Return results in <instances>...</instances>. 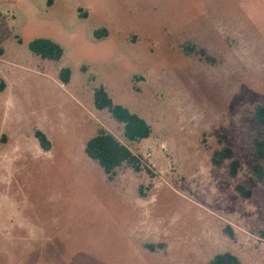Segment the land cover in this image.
<instances>
[{
    "label": "rangeland",
    "instance_id": "rangeland-1",
    "mask_svg": "<svg viewBox=\"0 0 264 264\" xmlns=\"http://www.w3.org/2000/svg\"><path fill=\"white\" fill-rule=\"evenodd\" d=\"M0 50V264H264V0H0ZM100 88L150 138L128 140ZM101 129L140 172L88 157Z\"/></svg>",
    "mask_w": 264,
    "mask_h": 264
},
{
    "label": "trees",
    "instance_id": "trees-1",
    "mask_svg": "<svg viewBox=\"0 0 264 264\" xmlns=\"http://www.w3.org/2000/svg\"><path fill=\"white\" fill-rule=\"evenodd\" d=\"M106 33V30L98 31L96 36L101 37L102 34L106 35ZM29 48L35 55L40 56L42 59L58 61L64 55L63 48L48 39H37L30 43ZM0 52L2 53V50ZM60 76L64 82L68 83L71 77L70 69L62 70ZM95 105L98 110H108L117 122L124 125L125 136L128 140L134 142L150 138L152 129L148 123L137 114L131 113L127 108L114 103L104 88H100L95 92ZM256 118L258 123L264 127V106H258L256 108ZM36 137L44 150H50L51 142L42 131H37ZM256 147L260 159L264 160V141H257ZM85 152L88 157L99 163L104 173L110 178L123 165H128L137 172L142 170V165L138 157L125 144L105 129H101L97 135L87 142ZM224 160L231 161V174L236 176L240 168V163L235 159L234 152L231 149L225 148L215 153L213 161L216 165H220ZM254 175L259 181L264 182V168L261 165L254 167ZM239 192L247 196L250 195V192H245L242 187H239ZM210 264L242 263L235 255L224 253L216 255Z\"/></svg>",
    "mask_w": 264,
    "mask_h": 264
}]
</instances>
